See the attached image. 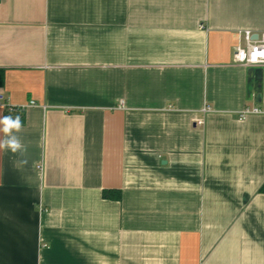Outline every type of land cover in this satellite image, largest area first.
Listing matches in <instances>:
<instances>
[{
    "label": "crops",
    "instance_id": "obj_1",
    "mask_svg": "<svg viewBox=\"0 0 264 264\" xmlns=\"http://www.w3.org/2000/svg\"><path fill=\"white\" fill-rule=\"evenodd\" d=\"M246 30L264 0H0V264H264Z\"/></svg>",
    "mask_w": 264,
    "mask_h": 264
},
{
    "label": "built area",
    "instance_id": "obj_2",
    "mask_svg": "<svg viewBox=\"0 0 264 264\" xmlns=\"http://www.w3.org/2000/svg\"><path fill=\"white\" fill-rule=\"evenodd\" d=\"M239 43L234 52V60L236 63L247 66V67H258L264 65V56L257 57L255 60L252 59L253 54L257 51H264V33L255 35L252 31L246 30L240 33ZM3 98L0 96V104ZM34 104V103H32ZM4 107L10 111L21 110L25 111V107L13 108L7 104ZM262 110L259 108L246 109L242 114L243 116L249 114H261ZM198 124L203 125V121H198Z\"/></svg>",
    "mask_w": 264,
    "mask_h": 264
},
{
    "label": "clouds",
    "instance_id": "obj_3",
    "mask_svg": "<svg viewBox=\"0 0 264 264\" xmlns=\"http://www.w3.org/2000/svg\"><path fill=\"white\" fill-rule=\"evenodd\" d=\"M264 56V51H257L253 54L252 59ZM0 124L3 125L2 131L5 133L6 138L0 141V149H6L11 153L19 154L20 157H24L27 152V147L22 143L21 139L15 133H19L22 130L23 124L19 115L6 116L0 119ZM20 163H27L26 159H22Z\"/></svg>",
    "mask_w": 264,
    "mask_h": 264
},
{
    "label": "trees",
    "instance_id": "obj_4",
    "mask_svg": "<svg viewBox=\"0 0 264 264\" xmlns=\"http://www.w3.org/2000/svg\"><path fill=\"white\" fill-rule=\"evenodd\" d=\"M4 81H5V75H4V71L0 70V88L3 87L4 85ZM8 112L12 113L13 115H19L21 117L22 123H24L25 121V117H24V113L25 111H21V110H14V111H10L7 110ZM261 191L264 193V185L261 189ZM103 196L105 199H111V200H116V201H120L121 200V193L119 191H104Z\"/></svg>",
    "mask_w": 264,
    "mask_h": 264
}]
</instances>
